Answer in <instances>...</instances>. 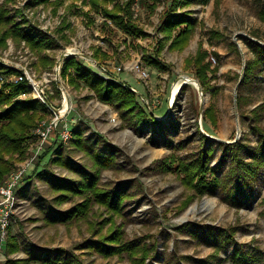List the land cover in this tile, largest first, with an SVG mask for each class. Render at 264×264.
Here are the masks:
<instances>
[{"label":"rangeland","instance_id":"rangeland-1","mask_svg":"<svg viewBox=\"0 0 264 264\" xmlns=\"http://www.w3.org/2000/svg\"><path fill=\"white\" fill-rule=\"evenodd\" d=\"M129 1L132 2L133 23L143 34L123 33L83 0L42 3L0 0V6H5L15 24L26 22L33 27L34 36H49L56 42L53 48L45 49L32 48L24 40L11 37L0 43V67L10 71L0 75V86L4 82L16 83L17 71L26 69L44 88L51 103L59 107L61 98L57 82L62 84L68 92L70 111L66 121L71 131L79 129L84 136L94 133L118 151L113 167L100 171L98 187H124L121 192L128 196L118 214L91 201L88 213L82 218L68 223L44 221L35 200H48L54 211H65L83 202L85 197L75 195L58 203L54 199L57 193L38 173L76 178L66 168L52 163L58 152L79 165L90 166L82 152L72 149L71 138L65 143L44 145L15 194L17 204L4 229L0 264L8 260H18V264H42L29 260L27 249L67 251L81 264H135L133 260L136 261L137 256L133 259L123 253L105 257L88 248L87 242L96 241L111 228L120 230L122 241L133 247L156 246L157 253L147 257L144 264H233L230 255L238 245L254 254L253 264H264V168L259 173L253 200L241 208L222 201L219 192L197 197L184 186L181 175L174 169H165V162L190 160L203 146L211 145L216 149L210 163L214 165L222 152L219 144L240 140L253 145L257 135L252 128L264 129V68L261 72L256 69L248 84L238 83L245 64L254 57L253 43L264 45V0H209L206 4L192 1L184 8L178 5V12L189 10L197 20L187 44L179 51L169 50L170 40L158 47L164 36L157 30L161 15L173 0H159L152 12L141 5L140 0H108L103 6L111 10ZM176 33L172 32V38ZM199 51L206 53L202 64H209L204 89L195 77L197 67L192 61ZM64 53H71L69 56L100 76L103 75L98 69L102 68L116 80L133 86L145 99L138 98L139 105L151 109L156 123L138 129L129 127L112 106L98 101L86 86L72 87L61 75L56 81L54 69L66 58L60 60ZM146 57L156 58L166 70L150 67L144 61ZM135 63L148 71L146 81L129 70ZM182 76L195 80L202 94L187 83L179 87L170 104L172 84ZM17 97L36 100L43 107L30 89ZM43 108L45 113L36 124L48 118L49 113ZM35 128L25 143L24 156L19 159L17 153L12 154L13 166L0 185L10 172L31 157L37 143ZM176 164L175 161L173 166ZM189 222L234 227L236 244L219 251L217 257L213 256L215 250L210 243L193 239L179 229ZM8 240L17 248L7 252ZM169 254L178 262L169 260ZM200 260L206 262L200 263Z\"/></svg>","mask_w":264,"mask_h":264},{"label":"trees","instance_id":"trees-1","mask_svg":"<svg viewBox=\"0 0 264 264\" xmlns=\"http://www.w3.org/2000/svg\"><path fill=\"white\" fill-rule=\"evenodd\" d=\"M35 1L42 3L48 0ZM83 1L89 3L93 10L101 13L104 18L110 20L123 33L130 36L143 34L140 28L133 23L130 11L131 1L123 6L115 5L111 10L103 6L108 0ZM158 1L140 0V3L152 12ZM173 1L161 15V22L157 30L163 33L164 36L162 38L163 42L158 44V47L165 46L166 42L170 40L169 50L179 51L187 44L197 20L191 16L189 10L178 12L176 8L178 5L184 8L192 1L206 4L209 0ZM0 31L1 44L8 37H11L13 40H24L36 49L53 48L56 45L52 37L34 36L33 27L26 22L15 24L14 20L8 16L5 6H0ZM173 31H177V33L172 38ZM213 34L217 35L215 32ZM251 51L254 57L247 61L244 66L240 82L242 86L250 82L256 69L261 72V68H264V45L254 42ZM205 56V52L199 51L192 59L195 68L197 67L195 77L201 89H204L206 83L205 73L209 70V64H202ZM96 57L97 55H94V59L97 61ZM103 57L106 58L105 55ZM46 61L48 63V60ZM144 61L156 70H166V66L156 58L146 57ZM8 73H10L8 69L4 70L0 67V75ZM106 74L107 77L96 74L73 56H67L60 68L61 77L67 78L72 87H78L80 84L86 86L93 92L98 101L112 106L125 125L138 129L152 122L156 123L153 114L139 105V97L130 89L129 84L116 80L108 71H106ZM27 90V86L22 82H4L0 86V182L13 166L12 154L17 153L19 159L24 156L25 143L32 137L31 130L36 127L37 121L45 113L44 108L38 101L17 97ZM252 131L257 135L253 145L240 140L233 143L219 144L222 147V152L214 165L210 163L216 149L211 145L207 148L203 146L198 154L190 160L175 159L167 161L168 163L165 162V169H174L177 174L181 175L184 186L191 189L197 197L219 192L222 201L229 206L244 207L253 200L259 173L264 168V129L255 127L252 128ZM69 144L74 151H80L88 158L90 166L79 165L58 152L52 163L66 168L75 174L76 178L53 177L51 172L42 171L38 173V176L47 179L49 188L57 193L54 199L58 203L64 202L75 195H81L85 197V200L65 211H54L48 200H35V205L43 214V220L50 223H68L73 219L82 218L88 213L91 201L104 206L112 214L120 213L124 199L128 197L121 192L124 187H98L100 171L114 165L116 152H118L116 148L107 144L94 133L84 136L79 129L72 130ZM8 156L9 158H5ZM175 161L177 164L173 166ZM22 196L27 195L23 194ZM179 229L190 234L193 239H201L206 243H210L215 250L213 256L216 257L219 251L236 244L234 238L235 228L231 226L224 228L189 222L180 226ZM87 245L89 249H95L105 257L123 253L128 254L133 259L137 256V260H133L135 264H144L147 257H153L157 253L154 244L152 246L133 247L131 244L123 242L120 230L114 228H111L109 233L99 236L96 241L87 242ZM5 247L7 252L17 248L15 243L10 240L6 241ZM26 253L30 254L29 260L42 264H81L77 257L67 254V251L63 250L47 252L27 249ZM168 259L172 260L173 263L178 262L172 254L168 255ZM230 259L233 264H253L255 258L251 251L245 250L242 245H238L231 253ZM26 261L24 260V262ZM204 262L206 261L200 260V263ZM18 263V260H8L6 264Z\"/></svg>","mask_w":264,"mask_h":264},{"label":"built area","instance_id":"built-area-1","mask_svg":"<svg viewBox=\"0 0 264 264\" xmlns=\"http://www.w3.org/2000/svg\"><path fill=\"white\" fill-rule=\"evenodd\" d=\"M70 54L64 53L63 57H67ZM60 67L61 63H58L54 69L56 81H58L60 76ZM129 70L136 72L138 77L143 81H146L149 77L148 71L140 67L138 63L133 64ZM98 72L104 77H107L106 70L99 68ZM14 81L24 83L27 88L31 90L34 98L38 99L43 107H45L49 115L48 118L41 120L35 128L34 135L37 139V143L32 149V155L29 160L25 161L20 167L10 172L0 185V253L4 241V229L7 227L10 217L16 208L17 199L15 194L23 185V176L29 168L32 167L33 162L37 160V157L43 151L44 145L65 143L71 138L72 133L70 124L66 121V116L70 111L68 92L62 84L59 85L57 82V88L60 92L61 98L60 106L57 107L51 103L41 84L35 80L31 73L26 69L18 70ZM130 89L138 94L133 86H130ZM139 98L145 101L142 95H139ZM148 110H150L149 107Z\"/></svg>","mask_w":264,"mask_h":264},{"label":"bare ground","instance_id":"bare-ground-1","mask_svg":"<svg viewBox=\"0 0 264 264\" xmlns=\"http://www.w3.org/2000/svg\"><path fill=\"white\" fill-rule=\"evenodd\" d=\"M184 80L187 81V83L192 84L196 87V81L195 80H193L192 78L182 76L179 80L175 81L172 84L171 92L169 93L170 95L168 98V101L170 104L173 103L174 97L176 96L177 92L179 91V86Z\"/></svg>","mask_w":264,"mask_h":264},{"label":"water","instance_id":"water-1","mask_svg":"<svg viewBox=\"0 0 264 264\" xmlns=\"http://www.w3.org/2000/svg\"><path fill=\"white\" fill-rule=\"evenodd\" d=\"M62 58H63V56H61L60 60H62ZM60 60H59V61H60ZM241 79H242V78L239 79V82H238V83L241 82ZM185 84H187V81L184 80V81L180 84L179 87H181V86H183V85H185ZM196 88L198 89V92H199L200 94H202V93H201L200 86L197 84V82H196ZM149 112L152 113L151 109L149 110ZM207 137H208V138H211L209 135H207Z\"/></svg>","mask_w":264,"mask_h":264}]
</instances>
